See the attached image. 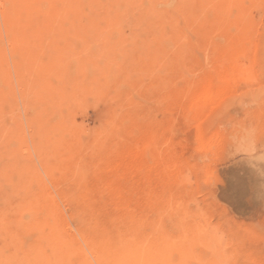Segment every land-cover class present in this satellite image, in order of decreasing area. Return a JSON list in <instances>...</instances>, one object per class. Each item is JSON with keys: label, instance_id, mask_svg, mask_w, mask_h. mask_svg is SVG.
Returning a JSON list of instances; mask_svg holds the SVG:
<instances>
[{"label": "rangeland", "instance_id": "rangeland-1", "mask_svg": "<svg viewBox=\"0 0 264 264\" xmlns=\"http://www.w3.org/2000/svg\"><path fill=\"white\" fill-rule=\"evenodd\" d=\"M83 1H80L81 5L76 0L59 1L58 8L61 6V17L64 18L62 17L61 21L58 16L53 20L57 23L61 21V24L66 22V29L58 26L47 28L32 25L20 28L6 25L8 12L14 4L20 2L15 0L14 4L12 1L6 6L3 2L0 3V47H3L0 48V58H3L0 59V85H4L0 86V146L3 145L0 147V169H4L0 170V177L5 178H0V200L6 196V200H3L6 207L2 202L0 209L11 215L13 222L11 221L10 229L15 233L28 230L27 224L16 222L20 212L17 213L13 205L22 200L36 199L42 201L43 208L48 209L47 213L50 207V210H55L56 207L55 212L58 210L60 218L58 215H47L50 221L57 217L60 224L63 222L61 225L65 226V231L70 232V236L72 234L71 237L77 238L79 243L82 241L81 244L84 248L86 246V249L88 237L93 234L96 235L92 237H102L107 233L104 230L109 231V235L114 237L115 241L117 239V242L122 240L117 237L122 229L138 231V234L146 232L145 235L149 238L163 234L168 240L187 233L186 239L196 245V253L181 254L171 251L169 255H182L184 261L191 264H264V178L244 163L224 159L230 130L240 125H255L264 132V0H245L247 4L242 0H200L201 5L199 0H195L198 4L194 8L199 12L194 8L190 10H195L192 15V18L195 16V21L191 23L187 21L191 14L177 13L175 5L178 0H160V3L159 0H135L137 4L129 6L130 12L135 15L141 5L149 7L155 3L157 13L153 14V19L159 20V27L155 25L152 29L129 26L122 27L123 29L84 28L82 24L87 23L93 16L94 7L93 3L90 4L91 1ZM101 2L105 5L108 0ZM249 4L251 7L248 9ZM254 4H258L257 7H254ZM55 5L57 7V3ZM78 8L81 13H78ZM174 10L176 12H173ZM66 11L71 12L72 16L66 17ZM171 14H176L173 24ZM161 17L164 22L165 19L167 21L161 22ZM16 20L18 17L12 22ZM248 20H251V23ZM72 22L81 27H70ZM174 30L179 31L180 35L176 33L181 42ZM51 31L52 33H49ZM10 32H13L14 36L10 35ZM238 35L242 37L239 38ZM160 36L171 38H165L161 47ZM170 41L176 44L171 43L173 53ZM168 46L171 51H168ZM144 49L147 51H143ZM58 51H64L63 58L58 55ZM168 52H171V56ZM162 53L172 60H168L171 59L168 56L163 57ZM16 54L18 56H14ZM55 54L59 60L54 58ZM78 57L83 59L80 60L81 64ZM54 59L55 63L52 62ZM160 59L164 60L161 64ZM71 63H74L77 69H74ZM52 64H56L55 67L58 65L59 71H56L58 67H52ZM131 65H134V68ZM229 66L233 68L230 72ZM51 67L55 68L53 70L56 74ZM219 68L227 70V79H219L215 74ZM49 73L55 75L50 76ZM46 76L51 81H48ZM209 76L213 83L225 84L224 93H221L218 102H213V105H196L197 107L192 108L194 92ZM2 87L6 89H1ZM4 123H8V126ZM60 128L63 129L59 130ZM57 132L61 134L60 137ZM71 132L74 134L73 138ZM9 170L18 173V176L12 179L11 176L16 174L10 171L13 173L11 175ZM4 171L11 175L8 176L9 179L7 175L2 177ZM37 175L38 177H35ZM28 181L30 183L26 184ZM8 182L9 185L6 184ZM31 183L34 184L33 187ZM28 188L31 192H23ZM9 192L13 195H9ZM43 192H46L44 197ZM81 234H87V239L84 240ZM6 239L0 238V246H4L5 241L2 240ZM87 252L94 259V251L88 248Z\"/></svg>", "mask_w": 264, "mask_h": 264}, {"label": "bare ground", "instance_id": "bare-ground-1", "mask_svg": "<svg viewBox=\"0 0 264 264\" xmlns=\"http://www.w3.org/2000/svg\"><path fill=\"white\" fill-rule=\"evenodd\" d=\"M13 1V2H12ZM15 0H3V1H0V3L1 2H3V4L6 6L8 3L10 4V2H12V4H14L15 2H14ZM59 1L60 0H19V4H18V2L16 3V4H14V6H12V10L10 11V12H8V14H7V16H6V18L8 19H6L7 20V24L6 25H12V26H20V28H21V26H27V27H31L32 25H36V26H43V27H47V28H55L56 26H58V27H64L65 28V26H66V22H64L63 24H61L62 22L61 21H63V19H61L62 17H61V10H60V8H61V6H60V8H58L59 6H58V3H59ZM64 1H71V0H64ZM76 1H78L79 3L78 4H80V1H83V0H76ZM89 1H91L90 2V4L91 3H93V7H94V12H92L93 14V16H91V18H90V20L87 22V23H85V24H82V22H81V24H82V26L85 28V27H107V28H110V27H125V26H129L130 28L131 27H139V28H146V27H148V28H154L155 27V25H157V27H159L158 26V22H159V20L157 21H155L154 19H153V14H155V12L157 13V7L155 8V6H154V4L155 3H153L151 6H149V7H146V6H144V5H141V7H138V8H140L139 10H137V15H135V13H133V12H130V7H133V6H135V4H137V2L134 0H108V2H107V0H106V2L107 3H105V5H103L102 4V0H89ZM105 0H103V2H104ZM143 0H141V2H142ZM145 1H147V0H145ZM152 1V0H151ZM151 1H149V2H151ZM156 1V0H155ZM154 1V2H155ZM162 1V0H161ZM167 2L169 1V0H166ZM165 1V2H166ZM173 1V0H172ZM171 1V2H172ZM176 1V0H175ZM174 1V2H175ZM201 1H203V0H201ZM200 0H199V3L201 2ZM206 1V0H205ZM204 1V2H205ZM212 1V0H211ZM210 1V2H211ZM242 1H244L245 2V0H242ZM242 1H240V4L242 3ZM248 1V0H247ZM84 2V1H83ZM87 2H88V0H87ZM86 2V3H87ZM153 2V1H152ZM157 2V1H156ZM159 3H160V0L158 1ZM164 2V1H163ZM162 2V3H163ZM164 2V3H165ZM170 2V3H171ZM173 2V3H174ZM177 3V5H175V7L177 6V13H182V14H191V16H190V18H189V16H187L186 18L188 19L187 21H189V23H191V21H195L194 20V17L192 18V15H193V12L196 10V12L198 11V9H195L194 7H195V5L196 4H198L197 3V1H195V0H178V1H176ZM249 2H250V0H249ZM258 2V1H257ZM57 3V7H56V4ZM147 3V2H146ZM205 3H207V2H205ZM205 3H203V4H205ZM209 3V2H208ZM207 3V4H208ZM246 3V2H245ZM11 4V5H12ZM18 4V5H17ZM77 4V3H76ZM78 4L76 5V6H78ZM89 4V3H88ZM247 4V3H246ZM11 5H9L10 7H11ZM81 5V4H80ZM100 5V6H99ZM101 5H103V6H101ZM150 5V4H149ZM159 5V4H158ZM168 5H170V4H168ZM174 5V4H173ZM200 5H201V3H200ZM250 5V4H249ZM255 5L256 4H254V7H255ZM258 5V4H257ZM257 5H256V7H257ZM75 6V7H76ZM85 6V5H84ZM130 6V7H129ZM208 6V5H207ZM243 6V5H242ZM245 6V5H244ZM259 6H260V4H259ZM259 6H258V8H259ZM3 7V6H2ZM51 7V8H50ZM82 7V6H81ZM98 7H100V9L98 8ZM129 7V8H128ZM162 7H164V6H162ZM249 7H251V5L250 6H248V9H249ZM253 7V6H252ZM90 8H92L91 6H90ZM137 8V7H136ZM160 8H161V5H160ZM165 8H168L167 6H165ZM165 8H163L164 10H166ZM173 8H174V6H173ZM195 9V10H193V12L192 11H190L191 9ZM262 7H260V9H261ZM8 9H10V8H8ZM79 9V11L81 10L80 8H78ZM77 9V10H78ZM83 9H84V7H83ZM82 9V10H83ZM99 9V10H98ZM170 9V8H169ZM201 9V8H200ZM250 9H252V11H254L253 10V8H250ZM74 10V9H73ZM132 10V9H131ZM159 10V9H158ZM161 10H162V8H161ZM7 11V10H6ZM68 11H69V9H68ZM68 11H66V14H67V16L66 17H71L72 16V14H71V12H69L68 13ZM71 11V10H70ZM78 11V13H81V11L79 12ZM133 11H134V9H133ZM170 11V10H169ZM250 11V10H249ZM163 12V11H162ZM173 12H176V10H174ZM192 12V13H191ZM199 12V11H198ZM209 12V11H208ZM255 12H256V10H255ZM64 13V12H63ZM74 13V12H73ZM164 13V12H163ZM201 13V12H200ZM4 14V13H3ZM90 14V13H89ZM161 13H159V15H160ZM211 14V13H210ZM74 15V14H73ZM162 15V14H161ZM165 15H167V13L166 14H164L163 16L165 17ZM170 15V14H169ZM172 15V14H171ZM176 15V14H175ZM175 15L173 14L172 16H170V17H172V20L174 19V20H176L175 18ZM195 15V14H194ZM213 15H214V13H213ZM23 16H25V17H23ZM27 16V17H26ZM58 16H60L59 17V19H61V21H60V23H57V22H55L54 20H53V18H56V17H58ZM162 16V17H163ZM210 16V15H209ZM17 17H18V20H16L15 22H12V20H14L15 18L17 19ZM21 17L23 18L22 20H21ZM81 17V16H80ZM87 17V16H86ZM162 17H161V22H164L163 20L164 19H162ZM166 17H169V16H166ZM169 17V18H170ZM185 17V16H184ZM245 17V16H244ZM26 18V19H25ZM64 18V17H63ZM85 18V17H84ZM158 18V16L156 17V19ZM185 18V19H186ZM12 19V20H11ZM182 19V18H181ZM200 19V18H199ZM240 19V18H239ZM251 19V18H250ZM253 19H254V17L252 18V21H253ZM10 20H11V22H10ZM166 21H167V19H165ZM174 20H173V22H171L172 24L174 23ZM177 20H178V18H177ZM256 20H258V19H256ZM5 21V20H4ZM72 21V20H71ZM165 21V22H166ZM184 21V20H183ZM186 21V20H185ZM186 21V24L188 25V22ZM206 21V20H205ZM251 20H248V22H250ZM59 22V21H58ZM85 22V21H84ZM164 22V23H165ZM178 22V21H177ZM198 22V21H197ZM254 22V21H253ZM181 23V22H180ZM196 23V22H195ZM245 23V22H244ZM251 23V22H250ZM176 24V23H175ZM174 24V25H175ZM249 24V23H248ZM253 24V23H252ZM168 25V24H167ZM251 25V24H250ZM249 25V26H250ZM76 27V26H80V25H78L77 23H74V22H72L71 24H70V27ZM176 26V25H175ZM174 26V27H175ZM178 26H179V24H178ZM81 27V26H80ZM164 27V26H163ZM163 27H161V28H163ZM173 27V26H172ZM246 27V26H245ZM6 28H9V27H6ZM16 28V27H15ZM67 28V27H66ZM65 28V29H66ZM151 28V29H152ZM165 28V27H164ZM1 29V28H0ZM31 29V28H30ZM40 29V28H39ZM102 29V28H101ZM123 29V28H122ZM173 29V28H172ZM240 29V28H239ZM22 30V29H21ZM32 30V29H31ZM43 31H44V29H42ZM61 30V29H60ZM104 30V29H103ZM157 30V29H156ZM171 30V29H170ZM246 30V29H245ZM249 30H251V29H249ZM248 30V31H249ZM27 31V30H26ZM30 31V30H29ZM39 31V30H38ZM80 31V30H79ZM108 31V30H107ZM144 31V30H143ZM158 31V30H157ZM247 31V30H246ZM253 31H255V30H253ZM71 32V31H70ZM101 32H103V31H101ZM130 32V31H129ZM174 32H175V30H174ZM177 32V31H176ZM174 33V34H176V37L178 38V36L180 35L179 34V31L177 32L179 35L177 36V33ZM182 32V31H181ZM250 32H252V30L250 31ZM9 33V32H8ZM19 33V32H18ZM25 33V32H24ZM48 33V32H47ZM49 33H52V31L51 32H49ZM62 33V32H61ZM78 33V32H77ZM97 33V32H96ZM104 33V32H103ZM171 33V32H170ZM169 33V34H170ZM198 33V32H197ZM246 33V32H245ZM247 33H249V32H247ZM13 34V36H14V33L13 32H10V35H12ZM30 34V33H29ZM57 34V33H56ZM79 34V33H78ZM83 34V33H82ZM89 34V33H88ZM117 34V33H116ZM167 34V33H166ZM173 34V35H174ZM251 34V33H250ZM9 35V34H8ZM20 35V34H19ZM81 35V34H80ZM95 35V34H94ZM101 35H103V34H101ZM124 35V34H123ZM171 35H172V33H171ZM182 35V34H181ZM185 35V34H184ZM188 35V34H187ZM234 35V34H233ZM237 35V34H236ZM243 35V34H242ZM247 35V34H246ZM5 36V35H4ZM21 36V35H20ZM23 36V35H22ZM60 36V35H59ZM68 36V35H67ZM100 36V35H99ZM142 36V35H141ZM144 36H146V34L144 35ZM148 36V35H147ZM166 36H168V35H166ZM166 36H160L159 38H161V41H160V43H159V45L162 47L164 44H162L163 43V41L165 40V38H167V40H168V38H171V37H166ZM239 36V38H241L242 36L241 35H238ZM238 36H236V37H238ZM249 36V35H248ZM15 37H16V35H15ZM36 37V36H35ZM35 37H34V39H35ZM90 37H92V36H90ZM102 37V36H101ZM122 37V36H121ZM139 37V36H138ZM164 37V38H163ZM173 37V36H172ZM174 37H175V35H174ZM232 37V36H231ZM236 37H235V39H236ZM6 38V37H5ZM8 38V37H7ZM9 38H10V36H9ZM17 38V37H16ZM16 38H15V40H16ZM37 38V37H36ZM58 38V37H57ZM78 38V37H77ZM80 38V37H79ZM115 38V37H114ZM127 38V37H126ZM126 38H125V40H126ZM144 38V37H143ZM184 39V37H181V39ZM239 38H237V39H239ZM21 39V38H20ZM27 39V38H26ZM41 39V38H40ZM48 39V38H47ZM123 39V38H122ZM132 39V38H131ZM140 39H142L141 37H140ZM179 39V38H178ZM236 39V40H237ZM246 39H247V36H246ZM9 40V39H8ZM38 40V39H37ZM56 40V39H55ZM58 40H59V38H58ZM68 40V39H67ZM76 40V39H75ZM82 40V39H81ZM136 40V39H135ZM135 40H133L134 42H135ZM143 40V39H142ZM170 40V39H169ZM173 40H176V39H173ZM240 40V39H239ZM53 41V40H52ZM63 41V40H62ZM127 41V40H126ZM140 41V40H139ZM159 41V40H158ZM185 41V40H184ZM241 41H242V39H241ZM2 42V41H1ZM6 42V41H5ZM116 42V41H115ZM120 42V41H119ZM130 42V41H129ZM152 42V41H151ZM168 42V41H167ZM176 42V41H175ZM179 42H181V40L179 39ZM179 42H177V43H179ZM240 42V41H239ZM238 42V43H239ZM9 43V42H8ZM48 43V42H47ZM64 43V42H63ZM70 43V42H69ZM86 43V42H85ZM141 43H143V42H141ZM141 43H140V46H141ZM157 43V42H156ZM170 43V45H171V43H172V41H170L169 42ZM1 44V43H0ZM13 44V43H12ZM19 44V43H18ZM18 44H15L14 43V45H18ZM72 44V43H71ZM82 44V43H81ZM135 44V43H134ZM166 44V43H165ZM172 44H174V43H172ZM243 44H246V43H244L243 42ZM3 45H5L4 43H3ZM2 45V46H3ZM43 45V47H44V44H42ZM76 44H74V46H75ZM87 45V44H86ZM95 45V44H94ZM127 45H128V42H127ZM174 45H176V44H174ZM185 45V44H184ZM184 45L182 46V48H183V50H184ZM225 45V44H224ZM35 46V45H34ZM50 46V45H49ZM85 46V45H84ZM126 46V45H125ZM179 46H180V43H179ZM5 48H6V46H4ZM15 47V46H14ZM47 47V46H46ZM62 47V46H61ZM69 47H70V45H69ZM143 47V46H142ZM145 47V46H144ZM159 47V46H158ZM169 47V48H168ZM167 47V49H168V51L170 50V46H168ZM242 47H243V45H242ZM241 47V49H244V48H242ZM1 48V47H0ZM3 48V47H2ZM1 48V49H2ZM16 48V47H15ZM29 48V47H28ZM31 48H32V46H31ZM37 48V47H36ZM63 48V47H62ZM65 48H66V46H65ZM75 48V47H74ZM85 48H86V46H85ZM88 48V47H87ZM133 48V47H132ZM135 48H136V46H135ZM160 48V47H159ZM159 48L157 49V50H159ZM166 48V47H165ZM171 48H172V45H171ZM181 48V49H182ZM68 49V48H67ZM91 49H93V48H91ZM178 49V48H177ZM186 49H188L187 47H186ZM248 49V48H247ZM8 50V49H7ZM9 50H10V48H9ZM39 50V49H38ZM126 50V49H125ZM128 50V49H127ZM172 50V53H173V48L171 49ZM170 50V51H171ZM182 50V51H183ZM11 51V50H10ZM10 51L8 52V53H10ZM45 51V50H44ZM69 51V50H68ZM100 51V50H99ZM140 51V50H139ZM143 51H147V49L145 50H143ZM153 51V50H152ZM238 51H239V49H238ZM5 52V51H4ZM21 52H23V50L21 51ZM62 52H64V51H61V53L58 51V53H60V54H58V55H61L62 56V58L64 57L63 55H65V54H63L62 55ZM85 51H83V53H84ZM89 52V51H88ZM93 52V51H92ZM164 52H166V51H164ZM223 52V51H222ZM7 53V52H6ZM5 53V54H6ZM18 53H19V51H18ZM44 53V52H43ZM42 53V54H43ZM46 53H47V51H46ZM65 53H67V52H65ZM100 53V52H99ZM130 53H132V52H130ZM136 53V52H135ZM138 53V52H137ZM144 53H146V52H144ZM150 53V52H149ZM169 53V52H168ZM171 53V52H170ZM168 54V55H170L171 56V54ZM219 53V52H218ZM241 53H244L243 51H241ZM75 54H77V52H75ZM96 54H97V52H96ZM163 54V53H162ZM246 54V53H245ZM40 55H41V53H40ZM44 55V54H43ZM47 55V54H46ZM46 55L44 56V57H46ZM57 54H55V56H54V58L55 59H58L57 58V56H56ZM67 55V54H66ZM69 55V54H68ZM67 55V56H68ZM71 56L73 55V53L72 54H70ZM80 55V54H79ZM118 55V54H117ZM138 55V57H139V54H137ZM154 55V54H153ZM164 55L165 54H163V57H164ZM168 55H165L166 57L168 56ZM188 55V54H187ZM233 55V54H232ZM243 55V54H242ZM14 56H18L17 54L16 55H14ZM28 56V55H27ZM42 56V55H41ZM61 56H60V58H61ZM70 56V57H71ZM76 56H78V55H76ZM75 56V57H76ZM88 56H90V55H88ZM92 56V55H91ZM132 56H133V54H132ZM131 56V57H132ZM141 56V55H140ZM146 56V55H145ZM155 56V55H154ZM172 56H173V54H172ZM176 56V55H175ZM186 56V55H185ZM22 57V56H21ZM20 57V58H21ZM66 57V56H65ZM103 57V56H102ZM106 57V56H105ZM142 57H143V55H142ZM165 57V58H166ZM169 57V56H168ZM167 57V58H168ZM184 57V56H183ZM187 57V56H186ZM11 58V57H10ZM36 58V57H35ZM52 58V57H51ZM50 58V59H51ZM62 58H61V60H62ZM67 58V57H66ZM66 58H64V59H66ZM74 58V57H73ZM79 58V57H78ZM81 58V57H80ZM79 58V61L80 60H83V59H80ZM92 58V57H91ZM145 58V57H144ZM159 58H160V56H159ZM166 58V59H167ZM169 58H171V57H169ZM177 58V57H176ZM185 58V57H184ZM0 59H3V58H0ZM5 59V58H4ZM38 59V58H37ZM44 59V58H43ZM55 59L54 60H52V62H54L55 61ZM121 59V58H120ZM139 59V58H138ZM145 59H147V57L145 58ZM174 59V58H173ZM16 61L18 60V59H15ZM45 60V59H44ZM59 60V59H58ZM86 59L84 58V61H85ZM89 60V59H88ZM116 60V59H115ZM119 60V59H118ZM137 60V59H136ZM158 60V59H157ZM156 60V61H157ZM168 60H172V58L171 59H168ZM181 60V59H180ZM184 60V59H183ZM239 60V59H238ZM254 60V59H253ZM252 60V61H253ZM11 61V60H10ZM21 61V60H20ZM100 61V60H99ZM124 61V60H123ZM144 61H146V60H144ZM155 61V62H156ZM162 61H164L163 59H162ZM161 59H160V64H161ZM38 62H39V60H38ZM61 62H63V60L61 61ZM74 62V61H73ZM103 62V61H102ZM180 62V61H179ZM220 62V61H219ZM24 63V62H23ZM26 63V62H25ZM55 63V62H54ZM75 63H77L78 64V62L76 61ZM137 63V62H136ZM144 63V62H143ZM177 63V62H176ZM217 63V62H216ZM11 64V63H10ZM9 64V65H10ZM56 64H57V61H56ZM55 64V65H56ZM72 64V63H71ZM74 64V63H73ZM71 65L72 67L74 66V69H75V64L74 65ZM80 64H81V61H80ZM80 64H78L77 66H79ZM90 64V63H89ZM88 64V65H89ZM130 64V63H129ZM178 64V63H177ZM221 64V63H220ZM219 64V65H220ZM5 65H7V64H5ZM8 65V66H9ZM55 65H53L52 64V67H55ZM59 65H60V63H59ZM63 65V64H62ZM86 65V64H85ZM97 65H98V63H97ZM125 65V64H124ZM153 65V64H152ZM168 65V64H167ZM26 66H28V65H26ZM47 66V65H46ZM61 66V65H60ZM71 66H69V67H71ZM132 66V65H131ZM134 66V65H133ZM132 66V68H134ZM136 66V65H135ZM162 66V65H161ZM177 66V65H176ZM6 67V66H5ZM35 67V66H34ZM42 67V66H41ZM50 67V66H49ZM52 67H51V69H52ZM56 67H58L57 69H56V71H59V66L57 65ZM55 67V68H56ZM68 67V68H69ZM71 67V68H72ZM80 67V66H79ZM82 67V66H81ZM96 67V66H95ZM159 67H160V65H159ZM158 67V68H159ZM231 67H232V64H231ZM16 68V67H15ZM24 68V67H23ZM55 68H53V69H55ZM70 68V69H71ZM85 68V67H84ZM124 68H126L125 66H124ZM131 68V67H130ZM129 68V69H130ZM137 68V67H136ZM135 68V69H136ZM174 68V67H173ZM181 68V67H180ZM12 69V68H11ZM40 69V68H39ZM52 69V71H54V73L56 74V71L55 70H53ZM73 69V70H74ZM76 69H77V67H76ZM79 69H81V68H79ZM79 69H78V71H79ZM87 69V68H86ZM90 69V68H89ZM95 69V68H94ZM112 69V68H111ZM128 69V68H127ZM127 69H126V71H127ZM161 69V68H160ZM230 69L231 70H233V68H230V66H229V72H230ZM33 70V69H32ZM97 70V69H96ZM116 70V69H115ZM134 70V69H133ZM153 70H154V68H153ZM0 71H2V70H0ZM13 71V70H12ZM22 71V70H21ZM50 71V70H49ZM77 71V73L79 74V72ZM87 71V70H86ZM95 71V70H94ZM160 71V70H159ZM42 72V71H41ZM47 72V71H46ZM51 72V71H50ZM64 72V71H63ZM81 72V71H80ZM91 72H93V71H91ZM97 72V71H96ZM146 72H148V71H146ZM175 72V71H174ZM234 72H235V75H236V71L234 70ZM7 73V72H6ZM24 73V72H23ZM32 73V72H31ZM35 73V72H34ZM40 73V72H39ZM45 73V72H44ZM59 73V72H58ZM127 73V72H126ZM125 73V74H126ZM0 74H1V72H0ZM4 74V73H3ZM13 74V73H12ZM17 74V73H16ZM51 73H49V75H50ZM54 74V75H55ZM71 74H72V72H71ZM93 74V73H92ZM215 74L219 77V79H227V76H228V72H227V70L226 71H224V70H222V68L220 69L219 68V70H217L216 72H215ZM5 75V74H4ZM21 75V74H20ZM32 75V74H31ZM48 75V74H47ZM53 75V73L50 75V76H52ZM53 75V76H54ZM163 75V74H162ZM215 75V77H217ZM87 76V75H86ZM155 76V75H154ZM4 77V76H3ZM6 77H8V76H6ZM14 77V76H13ZM17 77H18V74H17ZM20 77V76H19ZM18 77V78H19ZM31 77V76H30ZM29 77V78H30ZM34 77V76H33ZM42 77V76H41ZM47 77V80L49 81H51V79H48V76H46ZM46 77H45V79H46ZM64 77V76H63ZM117 77V76H116ZM144 77V76H143ZM174 77H175V75H174ZM231 77H232V75H231ZM11 78H12V76H11ZM51 78V77H50ZM70 78V77H69ZM108 78V77H107ZM163 78V77H162ZM234 78H236V76L234 77ZM233 78V79H234ZM9 79V78H8ZM31 79V78H30ZM33 79V78H32ZM44 79V78H43ZM73 79V78H72ZM135 79V78H134ZM154 79V78H153ZM159 79H160V77H159ZM177 79V78H176ZM175 79V80H176ZM204 79V78H203ZM211 77L209 76V77H207V79L205 80V81H202V83L203 84H201L200 86H199V88L194 92V94H193V96H192V99H193V101H191L190 99V101H191V103L193 102V104L191 105V104H189V107H190V105L192 106V108H194L196 105L198 106V105H200V106H205V105H213L212 103L214 102V104L215 103H217L218 101V99L220 98V95H221V93H224V87H225V84L223 85V84H221L220 82L217 84L216 82V84L215 83H213L212 81H211ZM107 80H109V79H107ZM115 80V79H114ZM155 80V79H154ZM174 80V81H175ZM200 80V79H199ZM202 80V79H201ZM221 80V81H222ZM232 80V79H231ZM235 80V79H234ZM15 81V80H14ZM23 81V80H22ZM33 81V80H32ZM44 81V80H43ZM53 81V80H52ZM55 81V80H54ZM142 81V80H141ZM196 81H198V79L196 80ZM218 81V80H217ZM220 81V80H219ZM69 82V81H68ZM108 82V81H107ZM124 82V81H123ZM122 82V83H123ZM145 82V81H144ZM149 82V81H148ZM155 82V81H154ZM159 82V81H158ZM222 82H224V81H222ZM56 83V82H55ZM72 82H70V84H71ZM121 83V84H122ZM128 83V82H127ZM151 83V82H150ZM153 83V82H152ZM2 84V83H1ZM51 84V83H50ZM57 84V83H56ZM124 84V83H123ZM141 84H142V82H141ZM163 84H165V83H163ZM187 84V83H186ZM192 84V83H191ZM198 84V83H197ZM48 85V84H47ZM150 85V84H149ZM156 85V84H155ZM0 86H4V85H0ZM12 86V85H11ZM18 86V85H17ZM55 86H57V85H55ZM69 86V85H68ZM93 86V85H92ZM135 86H136V83H135ZM140 86V85H139ZM157 86V85H156ZM167 86V85H166ZM36 87V86H35ZM80 87V86H79ZM131 87V86H130ZM56 88H58V87H56ZM157 88V87H156ZM1 89H4L3 87L1 88ZM6 89V88H5ZM4 89V90H5ZM94 89V88H93ZM135 89V88H134ZM192 89V88H191ZM16 90V89H15ZM34 90V89H33ZM55 90H57V89H55ZM63 90H65L64 88H63ZM81 90V89H80ZM108 90V89H107ZM182 90V89H181ZM3 91V90H2ZM12 91H13V89H12ZM19 91V90H18ZM122 91V90H121ZM131 91V90H130ZM178 90H176V92H177ZM3 92H5V91H3ZM17 92V91H16ZM41 92V91H40ZM49 92V91H48ZM65 92H66V90H65ZM70 92V91H69ZM68 92V93H69ZM108 92V91H107ZM122 92H124V91H122ZM129 92V91H128ZM13 93H14V91H13ZM141 93H142V91H141ZM192 93V92H191ZM190 93V94H191ZM16 94V93H15ZM31 94V93H30ZM35 94V93H34ZM58 94V93H57ZM145 94V93H144ZM185 94V93H184ZM68 95V94H67ZM155 95V94H154ZM158 95V94H157ZM185 95H187V94H185ZM13 96V95H12ZM70 96V95H69ZM144 96H146V95H144ZM147 96H148V94H147ZM152 96V95H151ZM172 96H174V94L172 95ZM8 97V96H7ZM6 97V98H7ZM14 97V96H13ZM50 97V96H49ZM62 97V96H61ZM78 97V96H77ZM16 98V97H15ZM18 98V97H17ZM25 98V97H24ZM57 98V97H56ZM149 98V97H148ZM158 98V97H157ZM165 98V97H164ZM180 98H181V96H180ZM185 98V97H184ZM3 99V98H2ZM19 99V98H18ZM61 99V98H60ZM66 99V98H65ZM75 99V98H74ZM159 99V98H158ZM166 99V98H165ZM5 100V99H4ZM17 100V99H16ZM48 100V99H47ZM76 100V99H75ZM78 100V99H77ZM155 100V99H154ZM153 100V101H154ZM2 101V100H1ZM5 101H7V100H5ZM60 102H61V100H59ZM63 101V100H62ZM152 101V100H151ZM166 101V100H165ZM168 101V100H167ZM171 101V100H170ZM49 102V101H48ZM64 102H67V101H64ZM122 102H123V100H122ZM169 102V101H168ZM173 102H174V100H173ZM9 103V102H8ZM17 103V102H16ZM47 103V102H46ZM63 103V102H62ZM150 103V102H149ZM18 104V103H17ZM20 104V103H19ZM163 104V103H162ZM60 105H61V103H60ZM67 105V104H66ZM70 105V104H69ZM132 105V104H131ZM151 105V104H150ZM45 106V105H44ZM196 106V107H197ZM199 106V107H200ZM188 107V108H189ZM17 108V107H16ZM38 108V107H37ZM189 109H191V107L189 108ZM2 110V109H1ZM6 110V109H5ZM193 110V109H192ZM199 110H202V108L200 109L199 108ZM64 112V111H63ZM189 112H190V110H189ZM195 112V111H194ZM193 112V113H194ZM197 112V111H196ZM35 113V112H34ZM57 114V113H56ZM195 114V113H194ZM6 115V114H5ZM4 115V116H5ZM17 115V114H16ZM41 115V114H40ZM58 115V114H57ZM14 116V115H13ZM21 116V115H20ZM187 116H190V115H187ZM191 117H193V116H191ZM15 119V118H14ZM29 119V118H28ZM136 119V118H135ZM195 119V118H194ZM42 120V119H41ZM190 120H191V118H190ZM193 120V119H192ZM197 120V119H196ZM198 120L200 121V119L198 118ZM11 121V120H10ZM14 121V120H13ZM18 121V120H17ZM37 121V120H36ZM55 121V120H54ZM64 122V121H63ZM1 123V122H0ZM13 123V122H12ZM57 123V122H56ZM197 123V122H196ZM4 124H7V126H8V123H4ZM60 124V123H59ZM22 125H23V123H22ZM70 125V124H69ZM76 125V124H75ZM17 126V125H16ZM24 126V125H23ZM43 126V125H42ZM41 126V127H42ZM65 126V125H64ZM1 127H2V125H1ZM45 127V126H44ZM68 127V126H67ZM73 127V126H72ZM75 127V126H74ZM196 128H197V126H195ZM200 127V126H199ZM32 128V127H31ZM34 128V127H33ZM55 128V127H54ZM63 128H60L59 130H62ZM66 129V128H65ZM7 130V129H6ZM58 130V131H59ZM68 130V129H67ZM76 131H77V129H75ZM148 130V129H147ZM196 130V129H195ZM200 130H201V128H200ZM5 131V130H4ZM15 131V130H14ZM64 131H66V130H64ZM71 131V130H70ZM149 131V130H148ZM197 131V130H196ZM199 131V130H198ZM1 132H2V128H1ZM39 132V131H38ZM56 132V131H55ZM61 132V131H60ZM20 133H21V131H20ZM50 133V132H49ZM58 134H60L59 132H57ZM201 133V132H200ZM4 134V133H3ZM12 134V133H11ZM51 134V133H50ZM70 134H72V132L70 133ZM78 134V133H77ZM42 135V134H41ZM68 135V134H67ZM143 135H145V134H143ZM197 135V134H196ZM198 135H199V133H198ZM61 136V134L59 135V137ZM71 136V135H70ZM73 136H74V134H72V138H73ZM148 136H149V134H148ZM1 137V136H0ZM150 137V136H149ZM199 137V136H198ZM14 138V137H13ZM54 138H56V136L54 137ZM62 139H65V138H63V137H61ZM72 138H70V139H72ZM1 139V138H0ZM79 139H80V137H79ZM56 140V139H55ZM61 140V139H60ZM73 140H75V139H73ZM121 140V139H120ZM138 140V139H137ZM5 141V140H4ZM8 141V140H7ZM70 141V140H69ZM82 141V140H81ZM132 141V140H131ZM42 142V141H41ZM76 142V141H75ZM130 142V141H129ZM133 142H135L134 140H133ZM136 142H138V141H136ZM157 142V141H156ZM200 142H202V141H200ZM0 143H1V141H0ZM15 143V142H14ZM13 143V144H14ZM47 143V142H46ZM59 143H60V141H59ZM2 144V143H1ZM75 144H77V143H75ZM131 144H132V142H131ZM61 145V144H60ZM69 145V144H68ZM3 146V145H2ZM2 146H0V147H2ZM34 146V145H33ZM32 146V147H33ZM42 146V145H41ZM50 146V145H49ZM52 146V145H51ZM50 146V147H51ZM54 146V145H53ZM59 146V145H58ZM66 146V145H65ZM64 146V147H65ZM152 146V145H151ZM6 147V146H5ZM23 147V146H22ZM10 148V147H9ZM9 148H6V149H8L9 150ZM31 148V147H30ZM42 148V147H41ZM89 148V147H88ZM108 148H109V146H108ZM1 149V148H0ZM11 149V148H10ZM132 149V148H131ZM130 149V150H131ZM30 150V149H29ZM69 150V149H68ZM72 150V149H71ZM81 150V149H80ZM39 151V150H38ZM42 151V150H41ZM59 151V150H58ZM67 151V150H66ZM116 151V150H115ZM7 152V151H6ZM26 152V151H25ZM40 152V151H39ZM55 152H56V150H55ZM63 152H65V151H63ZM62 151H61V153H63ZM137 152V151H136ZM1 153V152H0ZM66 153V152H65ZM64 153V154H65ZM68 153V152H67ZM74 153H75V151H74ZM18 154V153H17ZM60 154V153H59ZM73 154V153H72ZM115 154V153H114ZM113 154V155H114ZM132 154V153H131ZM41 155V154H40ZM104 155V154H103ZM20 156V155H19ZM68 156V155H67ZM134 156H135V154H134ZM163 156V155H162ZM2 157V156H1ZM12 157V156H11ZM65 157V156H64ZM70 157V156H69ZM133 157V156H132ZM147 157V156H146ZM24 158V157H23ZM57 158V157H56ZM131 158V157H130ZM37 159V158H36ZM61 159V158H60ZM69 159V158H68ZM96 159V158H95ZM161 159V158H160ZM4 160V159H3ZM8 160V159H7ZM17 161H19L20 162V160H18L17 159ZM30 161V160H29ZM62 162V161H61ZM3 163H4V161H3ZM21 163V162H20ZM23 163V162H22ZM34 163V162H33ZM45 163V162H44ZM47 163V162H46ZM76 164V163H75ZM19 165V164H18ZM25 165V164H24ZM26 165H28V164H26ZM45 165V164H44ZM68 165V164H67ZM83 165V164H82ZM85 165V164H84ZM95 165V164H94ZM12 166V165H11ZM22 166H23V164H22ZM54 165H52V167H53ZM70 166H72V165H70ZM20 167V166H19ZM40 167V166H39ZM1 168V167H0ZM16 168H18L17 166H16ZM69 168V167H68ZM133 168V167H132ZM28 169V168H27ZM32 169V168H31ZM31 169H29V172L31 171ZM38 169V168H37ZM42 169V168H41ZM163 169V168H162ZM0 170H4V169H0ZM23 170H24V168H23ZM23 170H21V171H23ZM33 170V169H32ZM89 170V169H88ZM10 171H12V170H9V172ZM42 171V170H41ZM59 171V170H58ZM72 171V170H71ZM79 171V170H78ZM84 171V170H83ZM120 171V170H119ZM160 171V170H159ZM13 172V171H12ZM10 172V174L12 175L13 173H15V172ZM47 172H48V170H47ZM4 173V175H2V177H4L5 175H7L6 177L9 179L10 177H8V176H11V175H8L9 173H8V171L6 172V173H8V174H6L5 173V171L3 172ZM25 173V172H24ZM32 173V172H31ZM42 173V172H41ZM66 173V172H65ZM72 173V172H71ZM82 173V172H81ZM168 173V172H167ZM1 174H2V171L0 172V176H1ZM16 174V173H15ZM18 174V173H17ZM12 175L11 177H12V179H14V176H18V175ZM74 174V173H73ZM23 175H25V174H23ZM36 175V174H35ZM77 175V174H76ZM33 176H34V174H33ZM48 176V175H47ZM26 177V176H25ZM35 177H38V175L37 176H35ZM168 177V176H167ZM1 178V177H0ZM16 178V177H15ZM19 178H21V177H19ZM52 178V177H51ZM2 179H5V178H1V180ZM8 179H7V181H8ZM53 179V178H52ZM56 179V178H55ZM17 180V179H16ZM33 180V179H32ZM34 180H36V179H34ZM23 181V180H22ZM37 182H39L38 180H37ZM55 182V181H54ZM27 183H30L29 181L28 182H26V184ZM174 183V182H173ZM177 183V182H176ZM7 185H9V182L8 183H6ZM32 184V183H31ZM82 184V183H81ZM10 185H12V183L10 184ZM22 185V184H21ZM33 185L34 184H32L31 186L33 187ZM39 185V184H38ZM38 185H36V186H38ZM1 186V185H0ZM18 186H19V184H18ZM28 186V185H27ZM43 186H45V184L43 185ZM7 187H9V186H7ZM11 187V186H10ZM2 187H0V189H1ZM4 188V187H3ZM26 188V187H25ZM25 188H23V189H25ZM45 188V187H44ZM44 188H42L43 190H44ZM12 189H14V188H12ZM32 189V188H31ZM37 189H39V188H37ZM41 189V188H40ZM78 189V188H77ZM11 190V189H10ZM19 190V189H18ZM42 190V191H43ZM81 190V189H80ZM20 191H21V189H20ZM24 191H29V192H31V190H29V188H28V190H23V192ZM34 191V193H36L35 192V190H33ZM50 191V190H49ZM6 192V194H7V191H5ZM5 192H4V194H5ZM15 192V191H14ZM18 192V191H17ZM22 191H21V193H23ZM28 192V193H29ZM38 192V191H37ZM81 192V191H80ZM46 193V192H45ZM44 192H43V197H44V194H45ZM5 194V195H6ZM25 194H27L26 192H25ZM24 194V195H25ZM31 194V193H30ZM89 194V193H88ZM1 195V194H0ZM9 195H13V194H10V192H9ZM14 195H18V193H14ZM23 195V194H22ZM28 195V194H27ZM34 195V194H33ZM160 195V194H159ZM162 195V194H161ZM41 196V197H42ZM2 197V196H1ZM13 197V196H12ZM15 197V196H14ZM23 197H26V196H23ZM29 197V196H28ZM39 197V196H38ZM42 197V198H43ZM162 197H163V195H162ZM9 198V197H8ZM11 198V197H10ZM16 198H17V196H16ZM35 198H37V197H35ZM42 198H39V199H42ZM53 198V197H52ZM166 198V197H165ZM6 200V196H5V198L3 197L2 198V200H0L1 202L0 203H2L3 204V206H5L4 205V202L5 201H3V200ZM26 199V198H25ZM24 199V200H25ZM29 199H31L30 197H29ZM45 199V198H44ZM78 199V198H77ZM80 199V198H79ZM53 200V199H52ZM147 200V199H146ZM18 201H19V199H18ZM43 201H48V200H43ZM56 201V200H55ZM9 202V201H8ZM12 202V201H11ZM42 201H38V200H27V201H23L22 200V202H19V203H16V204H14L13 205V207H16V209H17V213H19L20 215H19V217H17V223L19 222V223H22V224H27L28 225V230L27 231H23V232H21V233H15V232H13L11 229H10V224L13 222L12 220H11V218H10V216H9V213L6 211V210H3V209H0V235H1V237H2V239L5 237V238H7L6 240H2V241H5L3 244H4V246H0V264H191V263H188V261L187 262H185L184 260L185 259H183L182 258V255H180V256H171V255H169V252H173V251H175V252H179V253H196L195 251V248H196V245L193 243L192 244V242H190L189 240H187L186 238H187V233H183L182 235H178V236H176L174 239H172V240H168L167 238V236H163V234L162 235H157V236H155V237H153V238H149V237H147L145 234H146V232H144V233H142V234H138V231H136V232H131V229L129 230V229H122L121 231L119 230V233H118V235H117V237L119 236V237H121L122 238V240H121V242H117V239H116V241H115V239H114V237L112 238L109 234L110 233H108L109 231H105L104 230V232L106 233V235H108V236H106L105 234H103L104 236H102V237H88L87 236V234H81L82 236H84V237H82L83 239L85 238V239H87V237H88V239H87V241H86V245H87V247L89 248V250L91 251V250H93L94 251V254H93V258L94 259H92L91 258V256H89V254H88V252H87V249H86V246H85V248H84V245H82L81 244V242L82 241H80V243L75 239V238H73V237H71L72 236V234H71V236H70V232L69 233H67L66 231H65V226L64 225H61L60 224V222L58 221L59 219L58 218H60V214H59V212H57L58 214H56V212H55V210H56V207H55V210H50L52 207H50L49 208V213H47L48 212V209H44L43 208V206L44 205H42V203H41ZM92 202V201H91ZM151 202V201H150ZM44 203V202H43ZM1 204V205H2ZM53 204V203H52ZM9 205H10V203H9ZM11 205H12V203H11ZM6 207V206H5ZM10 207V206H9ZM53 208H54V206H53ZM130 210V209H129ZM52 211V212H51ZM12 212L14 213V211L12 210ZM11 211H10V213H12ZM47 213V214H46ZM47 215H49V216H55V215H58L57 217H55V219H53V220H51L50 221V217H48ZM17 216V215H16ZM129 217V216H128ZM94 219H96V218H94ZM15 220V219H14ZM61 220V219H60ZM12 221V222H11ZM15 222V223H16ZM17 223H16V225H17ZM18 223V224H19ZM66 223V222H65ZM88 223V222H87ZM112 223V222H111ZM135 224V223H134ZM136 224H137V222H136ZM111 225H113V224H111ZM17 226H21V228H23V226L22 225H17ZM64 226V227H63ZM115 226V225H114ZM140 226V225H139ZM139 226H138V228H139ZM144 226V225H143ZM112 227V226H111ZM126 227V226H125ZM17 228H20V227H17ZM24 228H26V226H24ZM136 228V227H135ZM78 229V228H77ZM94 229H96V228H94ZM20 230V229H19ZM25 230V229H24ZM16 231V230H15ZM101 231V230H100ZM103 231V230H102ZM18 232V231H17ZM129 232H131V233H129ZM74 233V232H73ZM133 233H135V234H133ZM137 233V234H136ZM101 234V235H102ZM80 235V236H81ZM96 235V234H95ZM94 235V236H95ZM0 237V238H1ZM9 239V240H8ZM84 239V240H85ZM187 244H186V243ZM190 242V243H189ZM184 243V244H183ZM197 249V248H196ZM91 253V252H90Z\"/></svg>", "mask_w": 264, "mask_h": 264}, {"label": "clouds", "instance_id": "clouds-1", "mask_svg": "<svg viewBox=\"0 0 264 264\" xmlns=\"http://www.w3.org/2000/svg\"><path fill=\"white\" fill-rule=\"evenodd\" d=\"M224 159L244 163L264 178V132L255 125H240L230 130Z\"/></svg>", "mask_w": 264, "mask_h": 264}]
</instances>
